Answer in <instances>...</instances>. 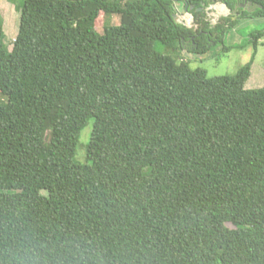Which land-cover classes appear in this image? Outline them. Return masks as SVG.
<instances>
[{
    "label": "trees",
    "instance_id": "trees-1",
    "mask_svg": "<svg viewBox=\"0 0 264 264\" xmlns=\"http://www.w3.org/2000/svg\"><path fill=\"white\" fill-rule=\"evenodd\" d=\"M218 1L255 9L212 24ZM245 14L264 0H23L11 49L0 17V264H264V85L183 56Z\"/></svg>",
    "mask_w": 264,
    "mask_h": 264
},
{
    "label": "rangeland",
    "instance_id": "rangeland-1",
    "mask_svg": "<svg viewBox=\"0 0 264 264\" xmlns=\"http://www.w3.org/2000/svg\"><path fill=\"white\" fill-rule=\"evenodd\" d=\"M22 4L23 0H0V17L3 19L2 22L4 25V42L10 49L18 32ZM220 6L226 7V10H223ZM239 6H242L241 3L236 4L235 9L231 10L226 3L218 1L209 4L204 10L206 11V18L212 24H216L222 16L234 14ZM243 7H246L250 13L255 9L253 5H244ZM176 9V18L178 21L189 27H197L192 13L186 11L181 3L176 4ZM240 15L241 12H237L233 18H238ZM104 21L105 16L102 13L97 19L98 30L102 31ZM111 21L115 24L119 23V15H113ZM261 29H264V16L245 14L244 17H240L237 20L234 27L228 30L226 44L230 46L229 50L222 52V44H218L205 52L199 51L195 53L189 47L183 50L184 59L189 60L192 68L204 69L208 76L235 73L242 65L253 59L251 75L246 82V87H261L264 85V44L261 43L264 37L259 39L260 41L256 45V48L254 39H251L252 32ZM158 48L162 49V46L160 45ZM218 56L219 59H217ZM92 128L93 119L81 132L76 153V160L79 162H86V149L90 141Z\"/></svg>",
    "mask_w": 264,
    "mask_h": 264
},
{
    "label": "water",
    "instance_id": "water-1",
    "mask_svg": "<svg viewBox=\"0 0 264 264\" xmlns=\"http://www.w3.org/2000/svg\"><path fill=\"white\" fill-rule=\"evenodd\" d=\"M252 4V2L251 1H248V6H250ZM241 5H242V7L245 5V3H241ZM203 7L201 6V7H199V9H202ZM237 8V7H236ZM250 9V8H249ZM185 10L186 11H189V8H188V6H186L185 7ZM174 17H176V15H177V12H175L174 14Z\"/></svg>",
    "mask_w": 264,
    "mask_h": 264
},
{
    "label": "bare ground",
    "instance_id": "bare-ground-1",
    "mask_svg": "<svg viewBox=\"0 0 264 264\" xmlns=\"http://www.w3.org/2000/svg\"><path fill=\"white\" fill-rule=\"evenodd\" d=\"M220 8H222L223 10H226V7L224 6H220ZM188 17V16H187ZM191 19V18H190ZM188 21V20H187ZM187 23V22H186Z\"/></svg>",
    "mask_w": 264,
    "mask_h": 264
},
{
    "label": "flooded vegetation",
    "instance_id": "flooded-vegetation-1",
    "mask_svg": "<svg viewBox=\"0 0 264 264\" xmlns=\"http://www.w3.org/2000/svg\"><path fill=\"white\" fill-rule=\"evenodd\" d=\"M242 3H244V2H242ZM245 5H248V4L245 3ZM246 7H247V6H246Z\"/></svg>",
    "mask_w": 264,
    "mask_h": 264
}]
</instances>
